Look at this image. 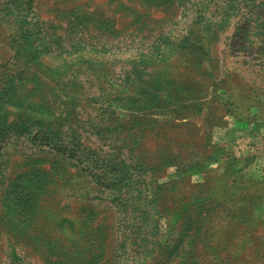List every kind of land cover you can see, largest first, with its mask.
I'll list each match as a JSON object with an SVG mask.
<instances>
[{
    "label": "rangeland",
    "instance_id": "rangeland-1",
    "mask_svg": "<svg viewBox=\"0 0 264 264\" xmlns=\"http://www.w3.org/2000/svg\"><path fill=\"white\" fill-rule=\"evenodd\" d=\"M0 264H264V0H0Z\"/></svg>",
    "mask_w": 264,
    "mask_h": 264
}]
</instances>
